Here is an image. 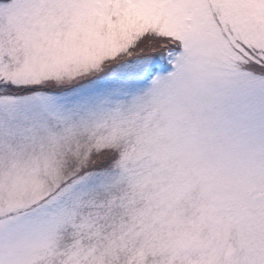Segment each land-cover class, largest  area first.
Instances as JSON below:
<instances>
[{
  "label": "snow or ice",
  "instance_id": "1",
  "mask_svg": "<svg viewBox=\"0 0 264 264\" xmlns=\"http://www.w3.org/2000/svg\"><path fill=\"white\" fill-rule=\"evenodd\" d=\"M0 264H264V0H0Z\"/></svg>",
  "mask_w": 264,
  "mask_h": 264
}]
</instances>
